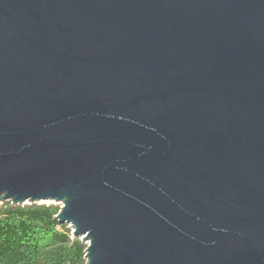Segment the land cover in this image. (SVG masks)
Wrapping results in <instances>:
<instances>
[{"label": "water", "instance_id": "1", "mask_svg": "<svg viewBox=\"0 0 264 264\" xmlns=\"http://www.w3.org/2000/svg\"><path fill=\"white\" fill-rule=\"evenodd\" d=\"M10 200L85 264H264V0H0Z\"/></svg>", "mask_w": 264, "mask_h": 264}, {"label": "trees", "instance_id": "2", "mask_svg": "<svg viewBox=\"0 0 264 264\" xmlns=\"http://www.w3.org/2000/svg\"><path fill=\"white\" fill-rule=\"evenodd\" d=\"M58 204L0 206V264H85L84 244L56 217Z\"/></svg>", "mask_w": 264, "mask_h": 264}, {"label": "rangeland", "instance_id": "3", "mask_svg": "<svg viewBox=\"0 0 264 264\" xmlns=\"http://www.w3.org/2000/svg\"><path fill=\"white\" fill-rule=\"evenodd\" d=\"M6 203H12V204H14V203L12 202V200H10V201H4V202L1 204V206L4 205V204H6ZM54 204H58L59 206L61 205V204L58 203V202H55ZM67 227H68L69 229H71L69 225H67Z\"/></svg>", "mask_w": 264, "mask_h": 264}]
</instances>
